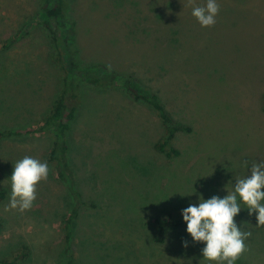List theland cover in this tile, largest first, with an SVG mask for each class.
I'll return each instance as SVG.
<instances>
[{"label": "rangeland", "instance_id": "obj_1", "mask_svg": "<svg viewBox=\"0 0 264 264\" xmlns=\"http://www.w3.org/2000/svg\"><path fill=\"white\" fill-rule=\"evenodd\" d=\"M58 2L0 0V131L43 124L61 90L65 59H57L47 23L62 34L68 26L43 18ZM64 2L77 23L78 61L140 76L192 131L177 135L180 153L168 157L155 147L166 129L150 106L116 85L88 89L70 155L84 197L99 205L79 209L72 259L63 214L75 200L48 159L52 133L0 138V184L7 188L0 255L11 258L27 246L18 264H216L203 259L206 242H194L185 225L157 241L155 218L183 217L201 195L225 197L226 185L234 190L235 177H247L252 162L264 159V0H217L220 12L208 28L192 15L207 0ZM25 156L47 162L49 175L21 212L9 207L11 175ZM257 215L242 209L236 216L252 234L236 264H264Z\"/></svg>", "mask_w": 264, "mask_h": 264}, {"label": "trees", "instance_id": "obj_2", "mask_svg": "<svg viewBox=\"0 0 264 264\" xmlns=\"http://www.w3.org/2000/svg\"><path fill=\"white\" fill-rule=\"evenodd\" d=\"M66 7L67 5L64 0H59L55 6L45 8V17L43 16L46 20H50L54 17L58 21V25L61 23L60 25L65 26L66 23L68 26L65 34H62V32L60 33L58 31V26H50V23H47L49 29L51 30L53 43L57 49V59H65L63 65V68L65 69V76L63 77L61 90L57 94L51 109L45 116L43 124L38 127L13 128L0 131V138L29 135L35 132L52 133L53 144L49 152L48 159H50L54 166L57 181L63 185L64 190L66 189L69 191V194H71L75 200L72 210L63 214L64 230L66 232L65 252L72 259L73 255L71 248L75 238L74 235L76 233L78 216L80 214L79 209L83 208L85 205H89L88 203L95 207L99 205L95 199H86L84 197L83 192L78 186L79 181H77L78 179L74 173L75 168L73 159L70 155L72 147V125L76 119L79 103L86 99L89 91H94L95 88L116 85L122 88L135 101L143 102L150 106V108L158 114L166 129L165 135L162 139L156 142L155 147L165 153L168 157H172L173 155H178L180 153L179 149L176 148L173 142L177 135L182 132L192 131V128L181 119L175 117L174 113L167 106L166 101L160 94L159 90H156L148 83H145V81L135 73H122L117 70L110 69L109 67L96 69L82 65L78 61V51L80 49L76 43L77 40L74 36H72V33L77 30V23L75 20L68 17V7ZM58 33L63 38V47ZM62 50L65 51L64 57ZM6 198L7 188L0 184V203ZM71 203L73 204V202ZM238 203H240V206L244 211L248 212V209L245 208L246 205L240 202L239 197ZM235 221L238 226L237 217H235ZM155 222L160 228L161 235L156 237V240L160 242L165 241L164 233L168 229H175L184 225L187 226L183 217L174 219L171 216L166 220L155 218ZM1 226L2 220L0 219V227ZM21 250L23 253L12 256L11 258L2 257L0 255V263L18 264L22 257H24V259L28 258L29 248L27 246H23ZM236 263H238V261H236L235 264Z\"/></svg>", "mask_w": 264, "mask_h": 264}, {"label": "clouds", "instance_id": "obj_3", "mask_svg": "<svg viewBox=\"0 0 264 264\" xmlns=\"http://www.w3.org/2000/svg\"><path fill=\"white\" fill-rule=\"evenodd\" d=\"M189 3L194 5V0ZM219 12L217 0H207L206 5L192 8V15L205 28L215 25ZM250 173L244 178L235 177L234 190H229L226 185L228 194L225 197L215 195L204 199L201 195L198 206L193 203L182 210L187 232L193 241L206 242L202 249L203 259L216 264H235L248 250L245 241L252 234L242 231L235 221L241 211L238 197L246 205L249 215L258 213L256 225L264 227V159L252 162ZM48 175L47 162L31 156L18 160L11 175L9 207L21 212L30 209L37 198L38 184L47 180ZM183 244L188 247L186 240Z\"/></svg>", "mask_w": 264, "mask_h": 264}]
</instances>
